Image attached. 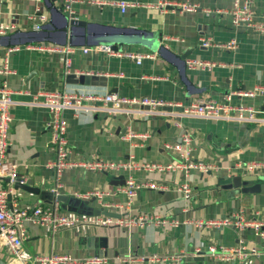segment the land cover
I'll use <instances>...</instances> for the list:
<instances>
[{
	"label": "crops",
	"instance_id": "obj_1",
	"mask_svg": "<svg viewBox=\"0 0 264 264\" xmlns=\"http://www.w3.org/2000/svg\"><path fill=\"white\" fill-rule=\"evenodd\" d=\"M91 1L96 0H79L73 5L76 13L69 17L61 0H0V24L15 26L14 30L1 36L0 58H5L9 49L18 48L9 59L13 74L0 75V82L5 80L15 92L7 160L19 167L27 183L32 181L33 189L41 191L33 193L14 188L13 206L34 209L48 205L55 186V171L47 167L56 159L50 145L51 131L47 127L53 114L43 105H30L31 95L39 92H78L99 97L116 93L123 98H148L175 105L157 109L154 113H149L148 107L130 105L113 116L98 100L84 101L82 108L64 110L62 116L68 123L71 159L99 158L113 163L133 160L161 165L180 162L179 154L167 150L166 144L179 140L181 130L174 123L181 122L184 130L193 137L194 160L217 165V172L226 173L237 163L264 161V113L257 116L258 122L181 116L183 109L197 100L224 103L227 93L264 87V35L244 27L235 28L228 14L207 16L203 11L174 13L145 8L122 13L118 7L101 9L90 4ZM98 1L148 5L191 1L202 9L222 11H231L235 4V0ZM253 6L256 18L264 21V0H254ZM37 14H45L47 21L28 19ZM74 19L90 25L71 27L68 20ZM65 28L67 34L63 32ZM153 33H158L162 46L157 51L150 48ZM202 40H210L216 45L235 40L237 49L205 48ZM102 41H107L106 45L115 50L151 54L155 59L144 60L139 65L127 58L94 52L92 48ZM40 44L77 48L71 55L72 73L97 72L106 78L105 82L98 86L69 84L64 75V55L33 49ZM83 49H89L88 53ZM191 59L222 66L212 70H191L187 67V61ZM231 104L264 111V94L254 98L235 96ZM130 133L137 136L128 140ZM207 174L199 170H192L189 177L179 171L105 174L75 168L64 171L61 193L70 197L73 193L93 191L105 194L86 206L87 211L102 208L100 201L124 205L128 199L118 188L125 184L113 182L118 177H124L125 182L132 177L137 182L148 181L165 189L139 191L129 211L132 216L152 214L166 219L206 221L243 215L246 219L264 221V194L224 190L216 183L215 175L209 177ZM184 185L191 190L189 199L179 190ZM0 186L7 190L11 187L3 180H0ZM106 211L120 214L113 208ZM26 229L29 239L24 247L35 257L54 253L81 258L99 254L109 259L108 264H122L120 258L127 255L165 257L184 252L187 256L179 264H239L237 261L213 260L207 255L213 244L235 247L241 240L246 246L264 252V243L252 230L241 231L235 227L207 229L193 224L164 229L80 226L53 234L46 227L27 222ZM90 237L102 240L90 242ZM244 264H264V255L259 259L250 258Z\"/></svg>",
	"mask_w": 264,
	"mask_h": 264
},
{
	"label": "built area",
	"instance_id": "obj_2",
	"mask_svg": "<svg viewBox=\"0 0 264 264\" xmlns=\"http://www.w3.org/2000/svg\"><path fill=\"white\" fill-rule=\"evenodd\" d=\"M9 1V0H7ZM22 1H40V0H22ZM64 7V12L69 17H73L76 13L73 5L79 0H61ZM254 0H235L234 8L231 11L202 9L198 3L186 1L181 3L164 2L155 5H148L139 2H103L91 1L90 4L96 5L99 8L105 6L118 7L122 13H126L129 9L145 8L152 11H166L170 10L174 13H195L203 11L207 16L211 14H228L232 17V24L235 28L244 27L258 35H264V21L258 20L254 13ZM39 12V11H38ZM31 21L39 20L41 22L47 21L45 14H37L29 16ZM15 29L14 25L0 24V37L4 36L8 31ZM39 29V27H37ZM203 47H220L230 51L237 49V43L232 40L228 44L216 45L210 40H202ZM33 49L41 52H51L63 54L65 58L64 75L67 77L72 73L71 55L75 53L76 49L73 46L58 45V44H40ZM18 48L9 49L5 58H0V75L13 74L10 67V55L16 52ZM94 52L106 53L110 57L127 58L137 64H141L144 60H153L155 55L129 53L125 51L115 50L110 45H96L92 48ZM88 53L89 49H83ZM218 66L213 62L204 60L191 59L187 61V67L191 70H212ZM76 75H92V73H77ZM14 91L8 87L5 80L0 82V180L6 181L11 187L3 189L0 186V252H4V261L7 264H108L109 259L106 256L99 254L74 258L66 254H50L33 256L25 250L24 243L28 241L29 236L26 229V223L31 222L40 227H46L51 233L56 234L62 229H72L80 226H90L94 228H109L119 227L124 229H131L134 227L146 228H179L183 225L193 224L195 227L218 229L221 227H235L238 230H252L256 237L260 238L264 243V221L257 219H246L243 215H232L224 219H212L206 221H190L179 220L176 218L166 219L160 215L139 214L132 216L129 211L135 201L137 194L141 190H165L160 188L156 183L148 181L137 182L132 177H129L124 186L118 188L120 192L126 195L128 201L124 205H112L101 203L102 209H117L120 212V218L109 217L105 215H82L72 212H64L59 197L63 194L62 176L65 170L83 168L87 171L98 173H115L120 174L123 171L132 172H147V173H164V172H184L189 177L192 170H199L202 173L217 172L219 168L213 163H205L203 161H196L192 156L193 137L190 133L184 130L181 122H175L174 126L181 130L179 140L172 144H166V149L174 154H179L180 162L175 161L170 165H161L155 163H146L139 161L128 162H108L103 159L95 158L89 161H81L79 159L70 158V150L68 148L67 130L68 123L63 118L62 113L66 109L82 108L84 101H102L105 108L114 116L119 112L125 111L130 105L148 107L149 113H154L157 109L174 104L156 101L148 98L129 99L120 97L116 93H110L104 97H99L95 94L74 93L67 92H39L31 95L30 105H43L50 110L53 117L47 123L48 129L51 131L50 145L55 151L56 159L47 164L49 169L55 171V186L52 190L53 200L51 204L41 206L34 209H22L11 204L9 196H12L14 186L19 178V167L10 163L7 160V154L10 148L9 131L12 123L11 109L14 105L13 95ZM264 94V87H256L253 90L237 91L227 93L224 96V103L215 100H197L186 106L181 113L182 117L187 118H202V119H217V120H239L258 122L257 116L264 111H259L253 107H244L241 105L234 106L231 104L233 97H248L254 98L257 95ZM126 108V109H125ZM137 135L130 133L127 136L128 140ZM146 137V136H143ZM221 168V167H220ZM236 170L264 176V161L259 162H245L237 163L229 171ZM20 184H26L27 178L22 176ZM184 193L185 198L189 199L191 190L189 186L184 185L179 188ZM105 194L98 191L91 193L80 194L73 193L72 197L90 200L92 198L102 199ZM1 254V253H0ZM264 255V252L256 247H248L243 240L239 241L238 246L224 247L219 245H211L208 248V257L213 260L224 262L237 261L239 264H244L250 258L259 259ZM187 253H179L177 255L159 257L157 255L147 257H135L127 255L120 258L122 264H179Z\"/></svg>",
	"mask_w": 264,
	"mask_h": 264
},
{
	"label": "water",
	"instance_id": "obj_3",
	"mask_svg": "<svg viewBox=\"0 0 264 264\" xmlns=\"http://www.w3.org/2000/svg\"><path fill=\"white\" fill-rule=\"evenodd\" d=\"M68 23L70 24L71 27H74L76 25L78 26H86L90 25L89 23L79 20V19H74V20H68ZM63 32H66L67 34V28L64 29ZM147 33H149L147 31ZM2 37H0L1 39ZM159 35L158 33H153V44L151 45V50L152 51H157L158 48L159 50L162 48L160 46V43L158 41ZM66 41L63 42L65 44ZM107 41H102L98 45H106ZM112 44V43H110ZM160 46V47H159ZM113 48V46H111ZM106 78L104 76L98 75L97 72L92 73V75H74L71 74L67 76V81L69 84H74V85H85V86H98L102 82H105ZM209 177H214L216 178V183H218L221 188L224 190H229V191H238L239 193H244V194H264V176H258V175H253V174H247L245 172H239L236 170H231L228 172H209L207 174ZM22 174H19V178L17 180V183L15 184L14 188L15 190L19 189H25L27 191L33 192V193H41L39 189H33L32 181H30L27 184H20V182L23 180L22 179ZM115 185H124L125 180L124 177H118L115 179V182H113ZM12 196H9V200L11 201ZM53 200V195L51 193L50 195V201L49 204L52 203ZM59 201L62 204V210L66 212H72V213H78L82 215H105L109 217H114V218H120V214H114L111 212H107L105 209L102 208H90L86 209V206H88L90 203H93L96 201L95 198H92L91 200H82L78 199L75 197H70L66 195H62L59 197ZM90 242L93 240H102L101 238L93 239L90 237ZM101 247H105L101 243ZM0 264H7L3 259L0 258Z\"/></svg>",
	"mask_w": 264,
	"mask_h": 264
},
{
	"label": "rangeland",
	"instance_id": "obj_4",
	"mask_svg": "<svg viewBox=\"0 0 264 264\" xmlns=\"http://www.w3.org/2000/svg\"><path fill=\"white\" fill-rule=\"evenodd\" d=\"M0 258L3 259V260L5 259V255H4V253H1V254H0Z\"/></svg>",
	"mask_w": 264,
	"mask_h": 264
}]
</instances>
